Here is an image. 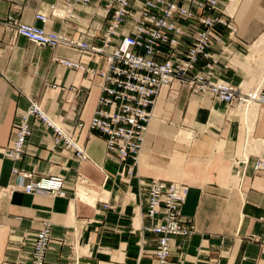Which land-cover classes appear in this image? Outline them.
<instances>
[{
	"label": "crops",
	"instance_id": "0c3cea01",
	"mask_svg": "<svg viewBox=\"0 0 264 264\" xmlns=\"http://www.w3.org/2000/svg\"><path fill=\"white\" fill-rule=\"evenodd\" d=\"M108 0L78 4L73 17L52 14L58 0H0V264H30L37 231L43 222L52 224V240L46 264H153L156 235L150 225L145 190L140 180L178 181L189 186L182 214L193 222L188 237L171 240L168 264H264V171L256 172V155L264 158V107L250 126L235 106L216 101L211 94H194L173 84L161 90L153 110L135 174L128 176L107 155L105 138L77 125L88 122L99 106L98 76L56 62V58L79 60L81 52L66 46H39L18 35L5 23L14 16L27 24L100 44L108 27ZM228 7L231 0H221ZM48 16L43 22L37 14ZM234 21L238 33L225 37L230 58L220 48L212 50L216 63L213 77L241 84L253 81L260 69L239 60L264 33V0H240ZM241 63H235L236 60ZM90 67L104 69V57L83 58ZM206 60L199 69L207 71ZM234 64V65H233ZM242 68V69H241ZM250 68H256L251 71ZM254 83V82H253ZM37 100L52 117L86 146L90 160L55 146L52 129L30 119L31 134L25 153L16 161L3 153L12 136L18 114ZM253 131L250 165L244 180L232 162L244 155L248 128ZM19 167L41 176L62 175L64 194H28L1 191L16 182ZM85 178L87 182H82ZM93 198V199H92Z\"/></svg>",
	"mask_w": 264,
	"mask_h": 264
},
{
	"label": "built area",
	"instance_id": "2783aa9c",
	"mask_svg": "<svg viewBox=\"0 0 264 264\" xmlns=\"http://www.w3.org/2000/svg\"><path fill=\"white\" fill-rule=\"evenodd\" d=\"M91 1L58 0L51 6L52 14L73 17L78 4ZM226 9L221 0H108L105 7L108 27L100 44L27 24L14 16H8L4 21L15 33L39 46H66L81 52L79 60L55 59L67 68L100 78L99 106L88 122L82 120L77 127L80 133L87 128L103 136L107 155L122 165L130 177L139 166L145 135L163 88L178 84L194 94H211L216 101L237 107L248 126L264 107V79L257 87L246 88L243 83L234 84L213 77L216 60L212 50L220 48L221 54L230 58L226 68L236 56L228 49L225 37L233 40L238 26ZM36 18L48 21L44 14L39 13ZM100 57L106 59L104 69L90 67L83 60ZM202 60L207 61V71L199 69ZM32 117L52 129L55 146L73 152L80 162L90 160L80 136L67 129L61 120L50 116L35 99H30L29 107L18 114L11 141L3 149L7 157L16 161L22 159L32 131ZM253 142V131L249 127L244 155L232 162L234 174L240 180L247 175ZM253 168L257 173L263 172L264 158L256 155ZM13 174L17 181L2 189L3 196L15 190L28 194H64L65 178L62 175L32 180V174L19 167L13 169ZM81 181L87 182L85 178ZM139 183L145 190L146 215L151 220L144 230L157 236L153 264H168L172 238L188 237L194 231L193 222L182 214L189 186L159 178L140 180ZM51 240L52 224L45 221L37 231L30 264H46Z\"/></svg>",
	"mask_w": 264,
	"mask_h": 264
},
{
	"label": "bare ground",
	"instance_id": "6f19581e",
	"mask_svg": "<svg viewBox=\"0 0 264 264\" xmlns=\"http://www.w3.org/2000/svg\"><path fill=\"white\" fill-rule=\"evenodd\" d=\"M236 1L237 0H234V5H233L234 7H233L232 13L236 9V6H237ZM230 15L233 16V14H230ZM246 58H247L246 59L247 63L254 65L255 67L257 66L256 63L258 60L262 61L260 64H261V66H263V69H264V33L260 36V38L254 44H252V46L250 47V54ZM235 63H241V61H238V59H237ZM259 69H261V67H259ZM263 72H264V70H263ZM263 79H264V76L262 77V79L260 80L258 85L261 84ZM244 86L248 88V86H246V85H244ZM257 86H255V87H257Z\"/></svg>",
	"mask_w": 264,
	"mask_h": 264
},
{
	"label": "rangeland",
	"instance_id": "374dc122",
	"mask_svg": "<svg viewBox=\"0 0 264 264\" xmlns=\"http://www.w3.org/2000/svg\"><path fill=\"white\" fill-rule=\"evenodd\" d=\"M239 1L240 0H237L236 1V4H237V6H236V10H237V8H238V6H239ZM238 2V3H237ZM231 4H229L228 5V7H227V12L228 13H232V11H233V5H234V0H231V2H230ZM233 16H235V14L233 15ZM250 53H249V48L248 47H246V50L243 52V54H241L240 56L239 55H237L238 56V59L239 60H244V58H245V56L247 55H249ZM235 58H237V57H235ZM234 59V58H233ZM247 59V58H246ZM262 61H260V60H258L257 61V63H256V67H261V69H260V74H259V77H260V75L262 76L263 75V66H261V63ZM234 65V64H233ZM242 69V68H241ZM256 68H250V70L251 71H253V70H255ZM243 71H244V73H245V75H247L248 76V78L245 80V82H243V84L244 85H246V86H248V88H253V87H255V86H257V83H258V81H253V76L251 75V73H250V71L249 70H247V68H246V70L245 69H242ZM254 82V83H253ZM245 87V86H244ZM247 88V87H246Z\"/></svg>",
	"mask_w": 264,
	"mask_h": 264
}]
</instances>
